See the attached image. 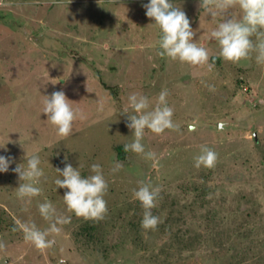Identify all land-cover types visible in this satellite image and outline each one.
<instances>
[{"label": "rangeland", "instance_id": "374dc122", "mask_svg": "<svg viewBox=\"0 0 264 264\" xmlns=\"http://www.w3.org/2000/svg\"><path fill=\"white\" fill-rule=\"evenodd\" d=\"M147 2L0 0V154L13 158L0 172V264H264V64L256 52L239 63L220 58L211 31L224 16L211 17L200 0L172 2L214 67L161 57ZM229 14L239 17L238 6ZM162 89L179 127L145 130L153 157L129 151L119 159L115 146L134 139L129 94L148 96L154 107ZM55 91L87 117L67 137L42 113ZM204 146L217 153L212 168L195 167ZM34 154L44 176L28 203L16 195L12 169ZM117 162L123 166L113 172ZM94 163L108 182L103 219L68 211L66 189L56 191V168L71 164L89 176ZM140 181L161 189L154 230L141 226L144 209L133 194ZM45 200L71 219L49 233L54 246L39 250L12 229L17 220L47 229L38 210Z\"/></svg>", "mask_w": 264, "mask_h": 264}, {"label": "clouds", "instance_id": "9594fccd", "mask_svg": "<svg viewBox=\"0 0 264 264\" xmlns=\"http://www.w3.org/2000/svg\"><path fill=\"white\" fill-rule=\"evenodd\" d=\"M200 6L211 17L224 16L218 26L211 31V37L218 42L219 57L225 61L239 63L248 59L252 52H256V62L264 64V0H200ZM239 8V17L230 15L229 10ZM146 15L153 18L161 31L159 41L161 57L178 60L192 66L207 65L209 70L214 67L215 58L210 63L209 50L199 45L193 39L195 32L191 27L190 20L180 7L172 0H148L143 4ZM253 36L257 42L253 41ZM214 88L213 85H209ZM42 113L47 114V120L56 129L61 137L72 134L74 122L86 119L83 110L74 108L63 91H55L45 95ZM167 89H162L157 97L155 106H152L150 98L139 92H133L128 96V104L133 112L129 114L125 109L123 113L128 115L127 126L133 130L134 139L123 145L125 152L144 154L151 158L152 152H146L142 139L145 130L161 134L168 129H177L179 126L174 122V109L169 105ZM221 129L223 124L220 125ZM4 147V146H0ZM217 153L207 146L202 147L201 153L195 157V167L201 165L207 168L215 166ZM13 158L0 154V172L9 171ZM41 159L38 154L27 158V166L18 164L14 172L18 174L19 186L16 195L19 199L28 203L32 198L40 195L42 189L38 186L40 178L44 176V169L40 166ZM123 165L115 164L113 172L118 171ZM61 176L55 180L58 188L66 189L63 198L67 210L75 215L86 219H103L107 213V201L104 195L108 190V182L102 166L98 163L91 165L92 173L83 176L79 167L66 164L63 169L56 168ZM159 186L140 181V187L134 190V198L141 202L144 209L141 226L144 229H155L159 223V217L153 215L152 209L156 206L160 194ZM40 215L50 222L47 229L41 230L35 222L16 221L13 231H22L24 239L33 244L39 250H45L54 246L55 239H49V233H59L58 225L68 223L71 217L57 214V209L50 200L39 203ZM59 264H65L63 259Z\"/></svg>", "mask_w": 264, "mask_h": 264}, {"label": "trees", "instance_id": "16d2710c", "mask_svg": "<svg viewBox=\"0 0 264 264\" xmlns=\"http://www.w3.org/2000/svg\"><path fill=\"white\" fill-rule=\"evenodd\" d=\"M115 151H116V154H117L119 159H121V160L125 159V156H126L127 152L124 151L122 144L116 145L115 146Z\"/></svg>", "mask_w": 264, "mask_h": 264}]
</instances>
